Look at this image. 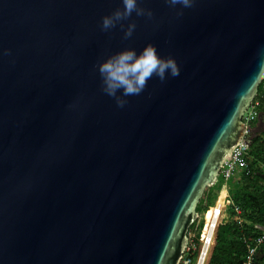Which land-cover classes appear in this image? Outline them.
Returning a JSON list of instances; mask_svg holds the SVG:
<instances>
[{
	"label": "water",
	"instance_id": "water-1",
	"mask_svg": "<svg viewBox=\"0 0 264 264\" xmlns=\"http://www.w3.org/2000/svg\"><path fill=\"white\" fill-rule=\"evenodd\" d=\"M141 6L124 39L122 0H0V264H178L264 81V0ZM148 43L180 73L118 107L94 65Z\"/></svg>",
	"mask_w": 264,
	"mask_h": 264
},
{
	"label": "trees",
	"instance_id": "trees-1",
	"mask_svg": "<svg viewBox=\"0 0 264 264\" xmlns=\"http://www.w3.org/2000/svg\"><path fill=\"white\" fill-rule=\"evenodd\" d=\"M264 112V81L258 87L257 97ZM249 162L252 171L249 175L241 173L240 178L229 181L227 222L220 221L214 233L213 241L205 264H243L248 257L249 246H254L264 227V136L252 138L249 149ZM218 182V183H217ZM212 187L206 188L201 197L197 211L201 216L211 206H214L223 181L220 179ZM232 203L242 208L243 224L235 220L236 211ZM198 218L189 228L191 239L199 242L205 232L207 220ZM256 264H264V245Z\"/></svg>",
	"mask_w": 264,
	"mask_h": 264
},
{
	"label": "clouds",
	"instance_id": "clouds-1",
	"mask_svg": "<svg viewBox=\"0 0 264 264\" xmlns=\"http://www.w3.org/2000/svg\"><path fill=\"white\" fill-rule=\"evenodd\" d=\"M173 8L177 5V13L181 14L183 8L191 7L194 0H165ZM123 7H118L101 19V30L110 31L117 24L123 29V38H130L136 28L134 20L129 18L136 16L151 18L153 12L149 8L141 6V0H122ZM129 21L125 26L123 21ZM257 55L264 64V48ZM99 72L102 82V91L114 98L118 107L127 103V97L142 93L150 79L158 78L161 82L168 77L178 76L180 67L172 56H161L153 43L146 44L140 51L134 47H124L94 65ZM252 139V138H251Z\"/></svg>",
	"mask_w": 264,
	"mask_h": 264
},
{
	"label": "built area",
	"instance_id": "built-area-1",
	"mask_svg": "<svg viewBox=\"0 0 264 264\" xmlns=\"http://www.w3.org/2000/svg\"><path fill=\"white\" fill-rule=\"evenodd\" d=\"M256 97L243 115V120L246 124L245 134L240 143L232 150L231 157L225 161L220 170V177L223 184L219 193H221L223 189H226V196L223 199V203L219 209H217V204H214L211 208L205 232L199 242L191 239L189 234L188 244L178 264H205L218 223L220 221L227 222L229 219L228 204L226 203L228 198L227 186L229 181L240 173H246V175H249L252 171L249 162V149L252 140L250 137L251 128L252 124L258 120L260 115L259 107L261 105L259 99H256ZM232 206L237 214L235 220L238 224H243L244 219L242 218V208L234 203H232ZM255 227L263 230V234L257 238L254 246H249L248 257L243 264H256V261L259 258L258 256L261 253L260 248L264 245V227L260 225H255Z\"/></svg>",
	"mask_w": 264,
	"mask_h": 264
},
{
	"label": "rangeland",
	"instance_id": "rangeland-1",
	"mask_svg": "<svg viewBox=\"0 0 264 264\" xmlns=\"http://www.w3.org/2000/svg\"><path fill=\"white\" fill-rule=\"evenodd\" d=\"M262 135V136H264V112L262 111V112H260V115H259V117H258V120L257 121H255L253 124H252V128H251V138H252V136L254 135V136H256V135ZM221 172V171H220ZM220 176H221V173L219 174V177H218V180L220 179ZM240 176H241V173H240ZM236 180L238 179V178H240L238 175L237 176H235L234 177ZM234 178H232V179H234ZM231 179V180H232ZM238 181V180H237ZM218 183V182H217ZM216 183V184H217ZM227 190L229 191V184H228V186H227ZM220 192V191H219ZM220 195V196H219ZM219 197L217 198V200H216V202H215V204H217V207H221V205H222V203H223V199H224V197L226 196V189H223L222 191H221V193H219ZM210 211H211V206L209 207V208H207V210L205 211V213H203V216H201L200 217V215H199V217L200 218H204L205 220H208V218H209V216H210ZM198 217V218H199ZM188 234H190L189 232H188Z\"/></svg>",
	"mask_w": 264,
	"mask_h": 264
},
{
	"label": "bare ground",
	"instance_id": "bare-ground-1",
	"mask_svg": "<svg viewBox=\"0 0 264 264\" xmlns=\"http://www.w3.org/2000/svg\"><path fill=\"white\" fill-rule=\"evenodd\" d=\"M220 207H218L217 209H219Z\"/></svg>",
	"mask_w": 264,
	"mask_h": 264
}]
</instances>
